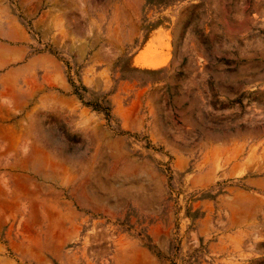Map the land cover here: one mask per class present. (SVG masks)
Instances as JSON below:
<instances>
[{
	"label": "rangeland",
	"instance_id": "1",
	"mask_svg": "<svg viewBox=\"0 0 264 264\" xmlns=\"http://www.w3.org/2000/svg\"><path fill=\"white\" fill-rule=\"evenodd\" d=\"M0 264H264V0H0Z\"/></svg>",
	"mask_w": 264,
	"mask_h": 264
}]
</instances>
